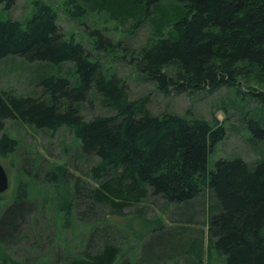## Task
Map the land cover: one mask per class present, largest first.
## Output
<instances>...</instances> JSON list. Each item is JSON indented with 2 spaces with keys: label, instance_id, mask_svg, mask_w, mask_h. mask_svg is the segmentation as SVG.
<instances>
[{
  "label": "trees",
  "instance_id": "1",
  "mask_svg": "<svg viewBox=\"0 0 264 264\" xmlns=\"http://www.w3.org/2000/svg\"><path fill=\"white\" fill-rule=\"evenodd\" d=\"M16 1L0 0V62L19 59L46 74L33 97L0 91V158L11 157L18 147L5 131L6 122H16L51 135L68 130L79 145L78 158L91 166L83 180L64 165H51L42 180L54 192L48 208L39 204L38 195L27 194V181L36 183L40 169L31 171L23 160L26 167L18 172L27 184L19 180L12 195H0V263H26L10 260L6 250L30 214L40 210L44 219L52 208L63 231L73 230V211L87 201L83 218L97 217L96 206L107 207L117 218L130 211L143 225L128 227L139 245L159 233L148 245V264H212V257L219 264H264V152L254 163L220 159L208 171V154L225 136L217 120L211 124L190 112L152 115L149 96L130 99L124 80L65 38L49 6L36 2L24 24L2 20ZM112 1L122 14L139 13L149 21L146 46L130 52L123 48L122 61L163 97H192L220 88L243 97L240 86H264V0H105ZM128 3L136 8L133 14ZM170 15L175 22L167 33ZM91 36L97 52L111 55L119 48L97 32ZM64 66H70L67 74L61 72ZM246 96L257 105L247 119L250 143L262 142L264 89ZM95 102L108 115L85 119L82 106ZM159 204L161 214L171 206L196 210L201 204L205 220L180 213L170 216L168 225L154 213ZM106 222L112 223L92 220L82 250L61 248L54 260L46 254L35 264H140V246L135 258L126 260L124 245L111 238Z\"/></svg>",
  "mask_w": 264,
  "mask_h": 264
},
{
  "label": "rangeland",
  "instance_id": "2",
  "mask_svg": "<svg viewBox=\"0 0 264 264\" xmlns=\"http://www.w3.org/2000/svg\"><path fill=\"white\" fill-rule=\"evenodd\" d=\"M36 2L43 3L54 11L57 17V25L66 39L72 38L74 42L81 44L89 53H92L91 58L93 60L99 61L105 70L109 69V73H113L125 81L130 99L149 96V111L152 115L162 113L184 115L186 112H190L191 115L202 117L211 124L214 123L213 119L217 120L218 126L224 128L225 136L208 154V171H211L220 159L240 157L248 163H254L261 157L264 152V141L250 143L251 133L247 125V119L255 113L257 105L246 95L253 91H261L264 86L252 84L251 89L240 86V91L244 94L243 97H235L225 88H220L211 94L200 93L192 97L174 93L170 94L169 97H163L156 93L152 85L143 82L142 77L122 61L123 52L121 50L123 48L129 52L138 51L146 46L151 37L152 29L149 21L144 20L140 15L138 16L139 13L135 16H130L127 13L126 16L121 13L122 11L117 4H114L113 1L107 3L105 0H17L13 9L2 16V20L10 19L24 24L33 15V5ZM128 4L127 11L133 14L132 10L135 11L136 8L130 3ZM169 5L174 4L169 3ZM162 6L167 7L168 5L165 3ZM168 22L167 33L171 32L175 22L172 15L169 16ZM93 32H97L109 40L111 45H119V48H115L111 55L102 51H95L93 48L94 39L91 36ZM69 71L70 66H64L61 69L62 74H67ZM43 74H46L45 69L38 70L32 65L24 64L19 59L2 61L0 62V91L13 92L23 97H33L32 94L39 91L36 86ZM261 81L264 84L263 78ZM82 115L85 119H90L95 116L108 115V113L103 111L95 102L91 105L84 104ZM5 131L18 142V147L11 157L0 158V163L8 174L10 184L8 191L2 196L9 197L12 195L19 180L26 183L27 180L24 178L26 176H23L22 172H18L20 167H26L22 164L24 163L23 160L31 165V171L38 173L37 169H40L36 183L31 180L27 181V194L38 195L39 204H45L48 208V204L51 205L54 198V192L42 180L51 165H64L76 176L83 180L87 179L86 172L91 166V162L87 159L78 158L79 145L68 130L60 129L51 135L46 132L35 131L27 125L6 122ZM86 203L87 201L80 203V206L73 211L72 219L75 217L73 230L69 228L63 231L60 227L61 222L56 219L58 215L52 208L48 209V212H44V219L41 217L40 210H37L35 214L34 212L30 214L19 228V234L15 241L8 244L6 252L10 257L9 259L13 261L25 260V264H35L39 258L46 254H48V259L54 260L61 248H66V250L73 248L75 252L82 250L91 235L90 229L93 227L89 225L92 220L105 218L112 222H106L105 230L108 231L111 228V238L118 240L122 246L124 245L123 253L126 260L131 262L140 246L138 262L140 264L151 263L148 260L150 259V251L147 250L148 245L157 241L159 233L149 235L150 241L148 240L147 243L148 238L146 237L139 245L138 236L131 234L130 229L133 227L134 229H141L143 225L139 220L132 218L130 211H126L123 213L124 216L117 218L109 215L107 207L96 206L97 217L83 218L81 214L86 210ZM160 205L162 204H159V207L153 206L155 214H161ZM195 209L192 210L185 206L180 208L171 206L167 208L165 214L160 216L169 225L171 224L168 220L170 216H179L180 213L189 216L195 213L197 219L203 222L205 218L201 213V204H198ZM153 210L148 213L149 218L154 216ZM32 218L37 219L33 221L34 224L30 223ZM111 224L117 229L112 228ZM37 229L42 230V234L38 235V232L35 231ZM98 236L102 237L101 235ZM204 262H206V257H204ZM212 264H219V261L212 257Z\"/></svg>",
  "mask_w": 264,
  "mask_h": 264
},
{
  "label": "water",
  "instance_id": "3",
  "mask_svg": "<svg viewBox=\"0 0 264 264\" xmlns=\"http://www.w3.org/2000/svg\"><path fill=\"white\" fill-rule=\"evenodd\" d=\"M9 177L5 168L0 163V195L6 193L9 189Z\"/></svg>",
  "mask_w": 264,
  "mask_h": 264
}]
</instances>
